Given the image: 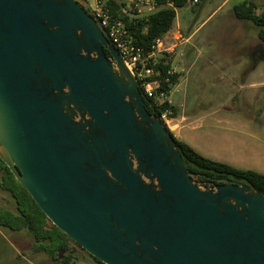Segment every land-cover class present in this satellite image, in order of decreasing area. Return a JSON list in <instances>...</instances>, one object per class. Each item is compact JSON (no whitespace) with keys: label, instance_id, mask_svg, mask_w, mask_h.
<instances>
[{"label":"water","instance_id":"1","mask_svg":"<svg viewBox=\"0 0 264 264\" xmlns=\"http://www.w3.org/2000/svg\"><path fill=\"white\" fill-rule=\"evenodd\" d=\"M0 159L104 264H264V196L192 179L75 0H0Z\"/></svg>","mask_w":264,"mask_h":264},{"label":"crops","instance_id":"2","mask_svg":"<svg viewBox=\"0 0 264 264\" xmlns=\"http://www.w3.org/2000/svg\"><path fill=\"white\" fill-rule=\"evenodd\" d=\"M174 25L179 26L177 23ZM238 25L244 29L234 33L212 31L210 39L218 40L220 45L214 48L209 62L203 65V69H215L218 71V77L222 79L220 72L231 68L233 63L248 66L244 75L234 74L231 79L228 77L227 84L235 85L238 95L236 98L233 96L230 102H234L235 99V102L241 104L244 100L248 103H264V43L259 40L257 30L254 36L249 34L247 23L241 22ZM197 28L191 32L180 29L187 37L185 43L193 39ZM181 71L176 70L178 77L171 91L178 92ZM172 102L174 119L170 132L175 138L185 142L204 157L237 168L244 166L247 168L243 169L264 173L251 167L263 161L264 146L260 140L249 135L253 126L260 128V133L264 132V109L259 107L248 118L242 119L228 112L227 98L219 94L209 96L177 94V97L172 98ZM253 152L257 157L251 159ZM86 256L81 254L70 263L77 261L82 264H96Z\"/></svg>","mask_w":264,"mask_h":264},{"label":"trees","instance_id":"3","mask_svg":"<svg viewBox=\"0 0 264 264\" xmlns=\"http://www.w3.org/2000/svg\"><path fill=\"white\" fill-rule=\"evenodd\" d=\"M155 1L163 4L171 2L172 6L165 5L146 17L132 19L126 17L124 19L132 41L137 45L148 47L155 38L169 31L174 25L176 9L185 6L190 0ZM200 1L197 0L196 4ZM109 5L113 15H116L117 5L113 1H110ZM258 8L259 5L255 1L241 0L233 5L232 11L237 19L252 22L257 27L259 40L264 43V3L261 5L260 12H257ZM102 32L106 36L105 31ZM105 55L110 57L107 50H105ZM170 66L171 60L161 59L159 67L162 72ZM177 77V73L170 75V82L175 83ZM160 79L162 87L169 90L170 86ZM142 100L146 110L150 114L158 116V112L149 105L148 101L144 98ZM167 131L170 132L168 129ZM173 140L192 179L202 187L211 188L230 180L236 184L249 185L264 196V173L252 169L237 168L225 162L212 160L202 156L191 146L174 136ZM0 189L7 192L13 200V208H3L0 205V226L11 230L25 229L30 232L34 240L33 250L44 251L52 259V264H69L76 257H79L81 252L88 255L96 264H104L88 254L49 221L1 159ZM58 252L63 253L60 258L57 256Z\"/></svg>","mask_w":264,"mask_h":264},{"label":"rangeland","instance_id":"4","mask_svg":"<svg viewBox=\"0 0 264 264\" xmlns=\"http://www.w3.org/2000/svg\"><path fill=\"white\" fill-rule=\"evenodd\" d=\"M92 3L93 0H87ZM241 0H201L198 4L187 3L185 6L176 9L174 23H177L184 32H191L199 24H201L195 31L193 39L189 43H183L178 46L173 57H175V69L181 71V78L179 80L178 92L170 90V98L188 94L193 96L201 94L209 96L212 94L223 95L227 98V110L242 119L248 118L251 113L255 112L259 107L264 109V103H248L244 100L240 102H230L231 98L238 97L236 95V86L227 84L229 78L234 74L244 75L248 66L233 63L231 68L221 71L222 79L218 76V71L213 68L203 69V65L209 62V57L212 51L219 44L218 40L210 39L212 31L218 32H238L244 27L238 23L245 22L248 27L250 35H255L257 27L248 20L237 19L232 11L235 3ZM255 1L260 12L261 5L264 0ZM81 6L86 9V5L80 2ZM88 12V11H87ZM241 21V22H240ZM203 22V23H202ZM210 39V40H209ZM229 77V78H228ZM175 84V83H174ZM231 84V83H230ZM260 91L262 89H255ZM254 90V91H255ZM239 101H241L238 98ZM260 128L252 127L249 135L257 138L264 146V132H259ZM248 135V134H247ZM257 156L253 152L251 159ZM251 167L264 172V159L261 163L253 164ZM238 168H247L240 166ZM0 205L3 208H13V200L11 196L0 189ZM1 207V208H2ZM34 240L30 232L25 229L11 230L0 226V264H52V259L44 251L33 250ZM82 255H85L81 252ZM62 252H58L57 256L60 258ZM88 257V256H86ZM91 259V258H90ZM72 264V263H70ZM73 264H82L75 261Z\"/></svg>","mask_w":264,"mask_h":264},{"label":"built area","instance_id":"5","mask_svg":"<svg viewBox=\"0 0 264 264\" xmlns=\"http://www.w3.org/2000/svg\"><path fill=\"white\" fill-rule=\"evenodd\" d=\"M75 1L86 5L85 10L99 28L105 31V37L115 47L124 64L135 77L142 98L158 112V119L171 131L174 111L170 90L174 83L170 82L169 76L177 73L174 51L187 41V37L177 25H173L164 35L155 38L150 46L137 45L133 43L124 19L146 17L165 5L172 6V3L163 4L155 0H93L92 3L87 0ZM110 1L118 7L116 15H113L110 9ZM189 3L196 4L197 0H190ZM161 59L171 60V66L163 72L159 67ZM159 78L170 86L169 90L162 87Z\"/></svg>","mask_w":264,"mask_h":264}]
</instances>
